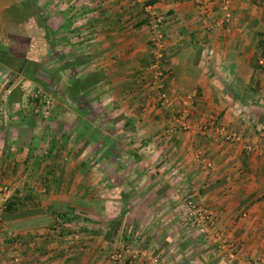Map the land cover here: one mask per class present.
<instances>
[{"label": "crops", "instance_id": "crops-1", "mask_svg": "<svg viewBox=\"0 0 264 264\" xmlns=\"http://www.w3.org/2000/svg\"><path fill=\"white\" fill-rule=\"evenodd\" d=\"M24 2L0 0V51L12 55L0 61V184L22 202L0 216V264H13L15 238L20 264H187L176 217L188 193L234 247L213 244L216 264H264V0H230L224 20L218 3L195 0ZM148 8L163 17L165 108ZM41 88L54 92L47 123L23 107ZM183 109L189 128H172Z\"/></svg>", "mask_w": 264, "mask_h": 264}, {"label": "built area", "instance_id": "built-area-1", "mask_svg": "<svg viewBox=\"0 0 264 264\" xmlns=\"http://www.w3.org/2000/svg\"><path fill=\"white\" fill-rule=\"evenodd\" d=\"M198 4H204V3H212L216 2L219 4L220 8L223 11V17L222 19H227L230 15L229 11V4L230 0H195ZM146 19L147 24L149 26V34L151 35V42L155 46L153 51V58L148 64V68L153 72V76L151 78V83L158 89V98H159V105L163 108L168 107V94L163 89L162 81L159 72H160V64L159 59L161 57V54L158 50V47L162 45V15L159 12H156L152 8H148L146 12ZM34 98H37V101L35 102V105L39 107L37 110L35 108V111L42 113L43 115H46L48 113L49 107L51 105V97L47 96L40 90H36L33 95ZM36 107V106H35ZM173 114V127L172 128H178L182 130H186L189 128V123L186 120L187 113L183 110H175ZM199 131L205 135L211 133V137L217 138V133L221 135V139L223 140H237L239 138V135L234 132H226L222 129L214 128L210 130V128L207 125H199L198 127ZM215 131H218L217 133H214ZM203 163L205 167H209L211 165L210 160L203 158ZM7 186L6 185H0V216L4 210V200L5 197L3 195V192H7ZM182 214L184 216V223L189 227V229H195L198 234L206 235L210 234L212 235V241L215 243V246L219 248H223L224 246L228 247V254L229 256H233V245L231 243H228L227 238L219 232L218 229L214 228V218H213V212L212 210L207 207V205L203 204L202 201L194 199V195L191 193H188L183 198V205H182ZM24 241L21 238H15L12 240L10 244V251H11V260L13 264H20L21 260V251L24 245ZM113 259L120 262L119 252H114L110 255Z\"/></svg>", "mask_w": 264, "mask_h": 264}, {"label": "rangeland", "instance_id": "rangeland-1", "mask_svg": "<svg viewBox=\"0 0 264 264\" xmlns=\"http://www.w3.org/2000/svg\"><path fill=\"white\" fill-rule=\"evenodd\" d=\"M205 4V3H204ZM230 8V7H229ZM11 74H8V75H6L5 76V78H6V81L8 80V79H11ZM36 91V89H34L33 91H32V95H33V93ZM40 91H42L44 94H46L47 96H50L51 97V105H50V107H49V110H48V113L46 114V115H43L42 113H40V111L39 112H37V111H35L34 110V112H33V108L35 109H39V107L37 106V105H34L33 106V108H31V106H30V104H31V102L30 103H28V104H26V105H28V107L26 108L25 106H23L24 107V111L27 113L28 111H29V109H30V111L32 112V114H33V117L34 118H37V119H41V120H43V122L42 123H47V121L48 120H50L51 119V117L53 116V114H54V100H53V97H54V92H52L51 90H48V89H40ZM33 97V96H32ZM23 103H25V102H23ZM36 106V107H35ZM3 112V111H2ZM5 112V111H4ZM35 114V115H34ZM1 118V117H0ZM3 119H5V116H3L2 117V121H3ZM262 119L264 120V115H263V117H262ZM1 127H3V126H1ZM219 129V128H218ZM180 130H182V129H180ZM238 140V139H237ZM237 140H235V141H237ZM231 141H234V140H231ZM230 141V142H231ZM122 142H125V140H122ZM196 153H198V152H196ZM203 158H205V159H208V158H206V157H202L201 158V162H202V165H204V163H203ZM208 160H210V159H208ZM210 162H211V165L209 166V167H212L213 166V162L214 161H212V160H210ZM0 185H6L7 186V183H2V184H0ZM7 189H9L8 188V186H7ZM36 191V193H33V192H30V191H26L25 192V194L23 195V199L24 198H26V199H32V197L33 198H37L38 197V193H43V192H45V187L43 188V189H39V190H35ZM16 191L14 190V191H11V192H9L8 194H7V192L5 193V192H3V195H4V197H5V199L10 195V194H14ZM185 197V196H184ZM183 197V198H184ZM17 198H19V196H17ZM183 198H182V200H181V208H182V205H183ZM194 199L195 200H199L200 202L202 201V203L203 204H205V205H207V207H209L210 209H211V207L208 205V203H207V201L204 199V198H202L201 196H195L194 195ZM38 202H40V198L38 199ZM22 206V202L21 203H19V207H21ZM38 210H40L41 209V207L40 206H38V208H37ZM44 210H46V208H43ZM51 212H57L56 211V209H54V208H52V209H49ZM176 218H178V222H179V226L180 227H182V231L184 232V233H186V237L187 238H189L188 240H189V242L191 241V245H189V246H187L186 248H184V250H183V252L182 253H184L187 257H188V261H187V264H216L215 263V261H216V258H217V255H215L216 254V251L212 248L214 245H215V243L212 241V235L210 236V234H207L206 233V235H208V236H205V237H203V235L202 234H198V232L193 228H191V229H189V227L186 225V223H184V216H183V214H182V209H181V213L179 214V213H177V217ZM60 220L59 219H56V220H54V221H51V222H53V224L54 225H58L59 223L61 224V223H63L62 222V220L59 222ZM127 229H131V227H129V228H127ZM129 232V231H128ZM209 238V239H208ZM208 239V240H207ZM195 240V241H194ZM207 240V241H206ZM194 241V242H193ZM12 242V241H11ZM11 242H10V244H11ZM206 243V244H208L209 243V245H204V247H203V244L201 245V243ZM208 242V243H207ZM214 244V245H213ZM206 247V248H205ZM9 251H10V245H9ZM114 252H118V251H116V250H112V251H110L109 252V256L112 254V253H114ZM10 253H11V251H10ZM110 258L113 260V261H115V262H118L117 260H115V259H113L111 256H110ZM123 258V256H121L120 255V257H119V260H120V262H121V260H123L122 259ZM171 259H172V257H171ZM161 261V260H160ZM155 262V261H154ZM159 262V261H158ZM164 262L165 261H163L162 260V263H155V264H164ZM153 263V262H152ZM151 263V264H152ZM117 264V263H116ZM169 264V263H168Z\"/></svg>", "mask_w": 264, "mask_h": 264}, {"label": "trees", "instance_id": "trees-1", "mask_svg": "<svg viewBox=\"0 0 264 264\" xmlns=\"http://www.w3.org/2000/svg\"><path fill=\"white\" fill-rule=\"evenodd\" d=\"M37 0H25V4H30L33 5L34 7H36L37 9ZM151 1V0H150ZM38 12V16L40 13V10L37 11ZM12 59V55L6 50V51H0V61H5L4 63H7V61H10ZM24 64V60L22 61L21 65L18 67H22ZM38 68V64L30 61L29 65L27 66V70H31L32 72H36ZM38 73V72H37ZM31 77L39 82H41L40 78L38 77V74L36 75H31ZM34 102L37 101V98H32ZM19 205L18 202V198L16 196V194H10L5 200H4V211L2 213H4V216H11V214L13 215L14 210L16 209V207ZM54 225H52L53 227ZM55 229V227L53 228ZM60 233V232H57ZM23 239V238H22ZM25 242V240H23Z\"/></svg>", "mask_w": 264, "mask_h": 264}]
</instances>
